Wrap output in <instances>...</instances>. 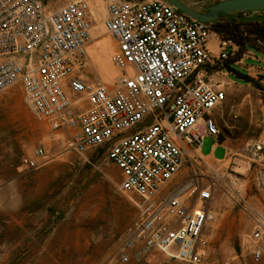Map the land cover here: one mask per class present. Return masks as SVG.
I'll return each mask as SVG.
<instances>
[{
    "label": "built area",
    "instance_id": "1",
    "mask_svg": "<svg viewBox=\"0 0 264 264\" xmlns=\"http://www.w3.org/2000/svg\"><path fill=\"white\" fill-rule=\"evenodd\" d=\"M103 24L117 44L114 84L85 77L96 25L88 0L58 8L44 0H0V92L20 84L36 119L64 132L70 149H104L121 170L119 189L138 213L115 243V261L138 264L163 252L207 264L217 181L203 180L220 174L202 144L223 133L227 92L219 72L238 45L213 22L166 0H108ZM50 160L38 144L21 164L40 169ZM262 241L264 219L246 242L255 261Z\"/></svg>",
    "mask_w": 264,
    "mask_h": 264
},
{
    "label": "rangeland",
    "instance_id": "2",
    "mask_svg": "<svg viewBox=\"0 0 264 264\" xmlns=\"http://www.w3.org/2000/svg\"><path fill=\"white\" fill-rule=\"evenodd\" d=\"M44 1L58 8L72 0ZM185 1L204 10L220 0ZM88 2L96 19L89 55L92 42L111 37L110 63L117 76L108 80L90 56L85 77L114 84L120 71L112 61L117 44L103 24L108 0ZM249 49L262 55L254 46ZM226 102L220 124L229 151L217 148L215 156L222 162L207 158L220 177L203 180L217 181L212 202L216 218L206 228L211 235L207 264H264V241L260 261L246 244L264 219V100L251 87L236 85L234 99L228 106ZM214 143L206 138L202 152H212ZM260 143L263 148L257 151ZM38 144L46 145L51 160L40 169L26 168L22 156ZM120 182L121 170L104 149L79 154L70 149L64 132H53L36 119L20 84L0 92V264H121L113 259L114 246L138 209L120 191ZM138 264L185 263L160 252Z\"/></svg>",
    "mask_w": 264,
    "mask_h": 264
},
{
    "label": "crops",
    "instance_id": "3",
    "mask_svg": "<svg viewBox=\"0 0 264 264\" xmlns=\"http://www.w3.org/2000/svg\"><path fill=\"white\" fill-rule=\"evenodd\" d=\"M235 17H237L239 20L252 21L254 23H257L258 25L264 26V11L244 12L242 14H236ZM250 37L251 38L245 43V46L238 45L236 43L238 45V51L236 52L235 57L229 60L226 64V66L231 65L234 71L229 70L225 66L219 72V74L226 80L227 83V106L230 105L232 100L234 99V87L236 85L251 87L254 91L260 92V95L264 100V40L258 39L253 35ZM251 41L255 44H253ZM249 46H254L261 50L262 55H256L249 49ZM242 74H247L252 77L256 81V83L259 84V86H256L254 83L245 82L241 77ZM262 107L264 109V104ZM218 112L219 109L215 111L216 114ZM241 112L243 113V115H248V113L244 110ZM227 141L228 138L224 133H222L220 135L219 141H215L213 151L206 155H208L210 159L219 160L216 158L215 152L220 146L224 147L228 152L229 147Z\"/></svg>",
    "mask_w": 264,
    "mask_h": 264
},
{
    "label": "water",
    "instance_id": "4",
    "mask_svg": "<svg viewBox=\"0 0 264 264\" xmlns=\"http://www.w3.org/2000/svg\"><path fill=\"white\" fill-rule=\"evenodd\" d=\"M189 16L205 22H214L222 15L235 12L264 11V0H220L199 10L185 0H166Z\"/></svg>",
    "mask_w": 264,
    "mask_h": 264
},
{
    "label": "trees",
    "instance_id": "5",
    "mask_svg": "<svg viewBox=\"0 0 264 264\" xmlns=\"http://www.w3.org/2000/svg\"><path fill=\"white\" fill-rule=\"evenodd\" d=\"M251 12V11H249ZM244 12H235L226 15H222L220 19L213 22L214 29L217 33L222 35L224 39L232 40L238 45L245 46V43L254 36L258 39L264 40V26L258 25L252 21H243L235 17L236 14H242ZM229 70L234 71L231 65L226 66ZM245 82L254 83L256 86L259 84L247 74L241 76Z\"/></svg>",
    "mask_w": 264,
    "mask_h": 264
},
{
    "label": "bare ground",
    "instance_id": "6",
    "mask_svg": "<svg viewBox=\"0 0 264 264\" xmlns=\"http://www.w3.org/2000/svg\"><path fill=\"white\" fill-rule=\"evenodd\" d=\"M112 51V39L108 36H100L99 39L95 40L90 44L91 54L89 55V61L91 56L92 61L98 63L101 71L104 72L108 80H113L117 76V72L113 71L112 65L110 63V55ZM219 161L222 162L223 160Z\"/></svg>",
    "mask_w": 264,
    "mask_h": 264
}]
</instances>
